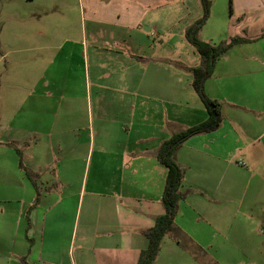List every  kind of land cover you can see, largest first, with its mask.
<instances>
[{"label":"crops","instance_id":"0c3cea01","mask_svg":"<svg viewBox=\"0 0 264 264\" xmlns=\"http://www.w3.org/2000/svg\"><path fill=\"white\" fill-rule=\"evenodd\" d=\"M1 2L13 14L14 64L31 74L0 123V264H136L145 231L165 210L159 148L207 118L193 86L201 56L187 68L199 100L163 92L167 69L159 62L202 18L201 0ZM209 2L197 37L211 45L239 39L203 80L222 120L174 151L181 197L153 264L193 259L176 230L221 264L219 248L235 228V263L250 258L237 247L256 248L264 260V0ZM74 3L78 37L69 30L78 29L69 24ZM54 14L67 24L56 29L66 31H52ZM2 48L0 38L1 58Z\"/></svg>","mask_w":264,"mask_h":264},{"label":"rangeland","instance_id":"374dc122","mask_svg":"<svg viewBox=\"0 0 264 264\" xmlns=\"http://www.w3.org/2000/svg\"><path fill=\"white\" fill-rule=\"evenodd\" d=\"M210 1V0H209ZM214 1V4L217 5H222L219 2L224 3L226 0H212ZM77 2V1H76ZM8 2H6V4L2 3L0 0V38H1V42H2V46L4 49L3 53H6V56H4L3 58L0 57V123H5V121H7V119H9L11 117L12 112L14 111V109L17 107L18 104H15L14 98H17L18 94H25L27 87H29V73L31 74V72L28 69H22L20 66H18L17 64H14V52H12V40L11 38L13 37V22H12V17L13 14L11 13L10 9V4H7ZM200 6V5H199ZM74 7L76 9L75 14H74V18L71 17L69 24L70 23H75L78 24V29H75L74 31L72 29H69L73 34H71L70 36H77L81 33L80 30V16H79V9L77 6V3H74ZM203 15V14H202ZM55 16H61V14H54L53 15V21L54 23L52 24L53 27V32L58 33L59 32H64L66 31V29H56V25H67L64 22L60 23L57 22V18H55ZM22 20V19H21ZM33 21V20H30ZM187 19L182 18L180 20L179 25L183 26L186 23H188ZM58 23V24H57ZM23 27L26 29H29L28 23L25 22L23 23ZM21 31H23L22 29H20ZM78 37V36H77ZM7 42L10 46L8 45H4V43ZM52 42H57V40L52 39ZM177 44L176 47L177 49H174V53H172L169 49L164 48L163 51L160 53L161 56L159 60V62H162L164 65V68H166L167 70L165 71V78L163 81V87H164V91L168 94H170L172 92V90H179V92H181V94H185L188 95L190 98L192 99H198L197 93L195 92V90L193 89V86L191 84L192 81V73L190 71L187 70V68L189 66H193L195 64H197V62L199 61L200 55L199 53L196 51V49L190 45L186 39H185V34L184 32H182L179 35V39L176 40ZM234 52V51H233ZM54 52L50 53L49 55L46 54V57L50 58L53 57ZM27 54H23L22 57L23 58H28ZM224 57V53H222L221 55H219L217 57L218 59V67L220 68V64L223 63L224 61L222 60V58ZM224 67V66H223ZM218 69V68H217ZM169 75L173 76V82H171V77L169 76V79H167V76ZM88 94H89V89H88ZM192 99H190L191 101H193ZM190 101V102H191ZM165 108L166 105H169L168 103H164ZM185 122H181L180 123V128L185 127L186 125L184 124ZM2 136V134L0 133V137ZM226 234L228 235V245L225 247H221L219 248L221 255H219V261H223L220 262L221 264H249L250 262V258L252 259L254 264H264V260L263 258H261L262 262H259L258 259L260 257V253L256 250V248H249V247H237L238 251H247L248 253H250V258L248 257V259L239 257L240 261L239 263H235V254L233 252V249L235 248L236 244H237V232L235 230V228L226 231ZM264 237V234H263ZM181 247L183 249L188 250L194 257L192 260H190L189 262H182L179 261L177 264H219L217 263V258L215 260V258L209 257L208 255H203V253H200L199 249H194L191 248H187L185 246H183L182 244H180ZM230 248V249H229ZM239 251V252H240ZM254 251L255 255L252 256V252ZM219 253V252H218ZM229 254H233L234 256L229 257ZM246 256V255H245ZM228 259V260H227ZM249 260V261H247ZM234 261V263L232 262Z\"/></svg>","mask_w":264,"mask_h":264},{"label":"trees","instance_id":"16d2710c","mask_svg":"<svg viewBox=\"0 0 264 264\" xmlns=\"http://www.w3.org/2000/svg\"><path fill=\"white\" fill-rule=\"evenodd\" d=\"M201 2L204 14L202 18L186 28L185 36L186 39L195 46L201 56V66L193 68V86L204 104L207 111V118L203 122L174 134L169 139L165 140L159 148L157 158L167 168L162 196L165 210L162 214L155 217L153 225L145 231L148 238L147 247L140 252L136 264H153L155 257L159 252L163 236L169 231L174 230L173 221L177 213L178 201L181 197L178 189L182 177V169L173 157L174 151L189 136L203 131L214 130L220 125L222 120L221 102L218 99L210 98L205 94L203 80L210 75L215 59L227 51L239 39L234 37L229 42H223L218 45H211L200 40L197 37V31L209 14L210 3L209 0H201ZM174 236L179 244H182L189 249L193 248L194 251L195 249L201 251L198 246L193 244V242L179 230H176Z\"/></svg>","mask_w":264,"mask_h":264}]
</instances>
